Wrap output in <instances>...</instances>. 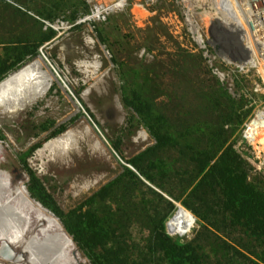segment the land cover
<instances>
[{"label":"rangeland","instance_id":"rangeland-1","mask_svg":"<svg viewBox=\"0 0 264 264\" xmlns=\"http://www.w3.org/2000/svg\"><path fill=\"white\" fill-rule=\"evenodd\" d=\"M60 1L0 0V40L19 36L27 29L33 31L35 20L42 23L43 31L53 32L49 40L37 46V53L31 58L41 56L55 76L46 97L33 107L0 116V141L4 148L0 170L12 177L18 173L23 175L27 192L28 170L33 172L64 213L80 206L83 211L85 208L98 211L110 202L107 197L100 196V188L122 173L125 166L135 171L129 160L155 143L132 106L123 101L124 92L131 94L132 88L141 86L172 119H184L196 109L202 88L208 89L217 82L196 44L191 43L185 29L174 18L180 15L175 0H155L149 4L128 0L122 9L109 12L104 19L90 20L86 18L87 12L82 13L81 6H72L74 0L65 6ZM85 1L90 8L91 1ZM28 6L31 9L28 10ZM21 11L34 19L22 16ZM37 12L55 16L47 19ZM72 14L75 15L73 19ZM84 62L98 64L93 75L84 73L85 69L80 67ZM242 77L248 93L243 97L238 117L224 126L226 145L233 144L247 162L249 178L262 182L264 129L262 138L253 146L245 141L242 132L253 111L264 107V85L256 72ZM255 87L258 88L256 92ZM252 100L256 108L255 104L249 105ZM67 129L86 131L79 136L83 139L77 137L69 147L67 161L40 159L37 154L43 144ZM95 141L99 146L94 147ZM92 196L95 200L89 207L87 201ZM173 202L175 207L165 220L166 232L188 241L198 229V217L180 201ZM177 204L190 211L195 219L184 235L170 233L167 226ZM147 229L148 225H134L133 238L141 239ZM215 233L247 253L234 243L245 238L239 231ZM2 242L4 251L0 260L4 264H25L23 258L19 262L14 259L24 242L15 246L7 240ZM73 242L86 264H92L86 248L74 239ZM263 247L259 250H264ZM209 249L206 246L204 250L213 261Z\"/></svg>","mask_w":264,"mask_h":264},{"label":"trees","instance_id":"trees-1","mask_svg":"<svg viewBox=\"0 0 264 264\" xmlns=\"http://www.w3.org/2000/svg\"><path fill=\"white\" fill-rule=\"evenodd\" d=\"M70 1L60 2L65 6ZM76 1L72 6L89 12L85 0ZM37 14L47 19L55 16ZM21 15L33 18L27 12ZM41 27L35 20L33 31L0 40V80L53 36L50 29L45 32ZM216 82L202 88L196 109L184 119H172L141 86L132 88L131 94L124 92L123 101L132 106L155 143L129 160L138 173L125 166L100 188V196L110 202L98 211H83L80 206L64 213L28 170L30 195L60 218L74 241L86 248L92 264H260L249 255L264 263V250H259L264 245V181L251 180L247 162L233 144L226 145L224 126L238 117L244 96L235 100ZM94 197L87 201L89 207ZM173 200L198 217V229L188 241L166 232ZM134 225H148L141 239L133 238ZM229 230L243 234L245 238L234 243L248 254L215 233ZM206 246L215 262L205 253Z\"/></svg>","mask_w":264,"mask_h":264},{"label":"bare ground","instance_id":"bare-ground-1","mask_svg":"<svg viewBox=\"0 0 264 264\" xmlns=\"http://www.w3.org/2000/svg\"><path fill=\"white\" fill-rule=\"evenodd\" d=\"M97 65L94 62L81 63L80 67L85 69L84 73L89 72L91 76L95 73ZM54 81L55 76L41 56H35L12 70L0 80V116L33 107L46 97ZM253 124L257 126L258 139L262 138L264 116L261 121L256 120ZM85 134V130L79 132L67 129L45 142L37 155L40 159L45 158L48 161L66 162L69 147L77 137ZM97 145L95 141L94 147ZM3 150L0 141V161ZM24 178L19 173L12 177L6 171L0 170V257H3L4 251L2 240H7L14 246L24 242L22 250L13 255L17 262L23 258L25 264H86L57 216L30 197L23 185ZM194 220L190 211L177 204L167 226L170 233L184 235L190 230ZM0 264H4L2 260Z\"/></svg>","mask_w":264,"mask_h":264},{"label":"built area","instance_id":"built-area-1","mask_svg":"<svg viewBox=\"0 0 264 264\" xmlns=\"http://www.w3.org/2000/svg\"><path fill=\"white\" fill-rule=\"evenodd\" d=\"M86 18L104 19L109 12L122 9L128 0H90ZM155 0H138L149 4ZM179 17L174 18L196 44L206 66L231 98L245 96L239 81L256 72L264 85V0H175ZM169 17H172L169 15ZM258 91V88H254ZM257 104L254 100L249 105ZM264 107L255 109L244 124L242 137L252 146L259 142L254 121H261ZM259 129L263 127H258Z\"/></svg>","mask_w":264,"mask_h":264}]
</instances>
